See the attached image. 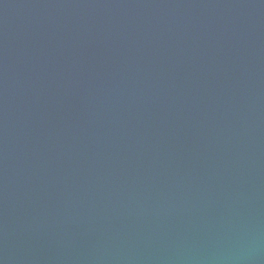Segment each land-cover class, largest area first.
<instances>
[{
    "label": "water",
    "instance_id": "water-1",
    "mask_svg": "<svg viewBox=\"0 0 264 264\" xmlns=\"http://www.w3.org/2000/svg\"><path fill=\"white\" fill-rule=\"evenodd\" d=\"M0 264H264V0H0Z\"/></svg>",
    "mask_w": 264,
    "mask_h": 264
}]
</instances>
